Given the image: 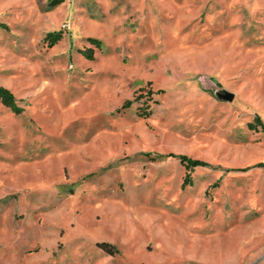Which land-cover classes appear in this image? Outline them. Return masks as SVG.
<instances>
[{
    "label": "rangeland",
    "instance_id": "obj_1",
    "mask_svg": "<svg viewBox=\"0 0 264 264\" xmlns=\"http://www.w3.org/2000/svg\"><path fill=\"white\" fill-rule=\"evenodd\" d=\"M50 1L0 0V264H264V0Z\"/></svg>",
    "mask_w": 264,
    "mask_h": 264
},
{
    "label": "trees",
    "instance_id": "obj_2",
    "mask_svg": "<svg viewBox=\"0 0 264 264\" xmlns=\"http://www.w3.org/2000/svg\"><path fill=\"white\" fill-rule=\"evenodd\" d=\"M64 1L65 0H51L50 6L55 7ZM61 38H62V32H52V33H49L47 36V39L51 40L50 45L56 44L58 41H60ZM91 41L93 43L100 45V41L96 39H91ZM90 51H91V54H89L88 56L90 58H93V50L90 49ZM131 104H132V101H126L123 104V107L124 108L129 107ZM1 105L10 108L13 112L18 113V114L21 113L23 110L22 107L18 104L17 99L15 95L13 94V92L7 87L0 84V106ZM259 123L261 125L262 130L264 131V124L261 122ZM180 159H181V162L185 164L188 168L207 165L204 161L199 160V159L190 158L187 155L180 156ZM99 246L112 255L118 252V249L112 244L101 243L99 244Z\"/></svg>",
    "mask_w": 264,
    "mask_h": 264
},
{
    "label": "water",
    "instance_id": "obj_3",
    "mask_svg": "<svg viewBox=\"0 0 264 264\" xmlns=\"http://www.w3.org/2000/svg\"><path fill=\"white\" fill-rule=\"evenodd\" d=\"M221 98H223L224 100H227V101H232L234 99V94L227 92V93L221 95Z\"/></svg>",
    "mask_w": 264,
    "mask_h": 264
}]
</instances>
